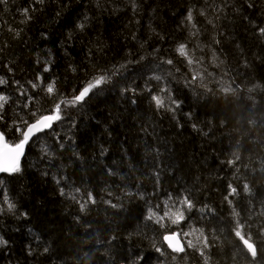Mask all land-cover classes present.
I'll return each instance as SVG.
<instances>
[{"label":"trees","instance_id":"1","mask_svg":"<svg viewBox=\"0 0 264 264\" xmlns=\"http://www.w3.org/2000/svg\"><path fill=\"white\" fill-rule=\"evenodd\" d=\"M261 29L264 0H0V133L62 117L0 174V264H264Z\"/></svg>","mask_w":264,"mask_h":264},{"label":"snow or ice","instance_id":"2","mask_svg":"<svg viewBox=\"0 0 264 264\" xmlns=\"http://www.w3.org/2000/svg\"><path fill=\"white\" fill-rule=\"evenodd\" d=\"M43 2V0H41V3ZM133 9L135 10V4H133ZM28 10L25 9V12H27ZM188 19L191 20L192 19V14L191 12L188 13ZM78 28H80L81 30L84 28V24H78L77 25ZM261 32H264V29L260 30ZM178 51L182 54V55H187V52L185 50V46L184 45H180ZM140 59H143V57H141ZM191 62V61H190ZM129 63H131V61H129ZM168 63H171V61H168ZM127 65L126 64H121L120 68L121 69H126ZM11 70V69H10ZM74 70V69H73ZM49 71V68H45V72ZM117 69L115 67H113V74L115 75L117 73ZM111 79V77H109L106 73L102 74V75H98L93 77V79L91 81H89L85 87L82 88V90L79 92V94L74 95L72 97V99L70 101H61V103L68 105H75L77 103H80L82 101L85 100V97H87L89 95L90 92H93V89L97 88V86L105 83V82H109ZM159 79V78H157ZM6 81L3 78H0V84H5ZM19 83V82H17ZM55 85H56V81L52 80L46 88L47 93L51 94L54 92L55 90ZM32 87H37L36 84H33ZM146 90L147 89V85L145 86ZM75 91V90H74ZM122 91L125 92H132L133 95L136 94V90L134 88H127V89H123ZM22 95L25 94V91L21 92ZM96 94V93H94ZM153 99L156 102L157 107H161L163 105V100L158 97V96H154ZM8 97L6 96H0V102H7ZM133 103H135V101H132ZM3 109V103H0V111H2ZM61 112V105L60 104H56L55 106V111L52 115H43L40 116L38 119L35 120L34 123L28 124V122L26 120H22V123L24 125L23 128L17 126V131L20 133L21 139L19 140V143H16L14 146H8L9 148V154H10V159L12 161V163L8 166V167H0V171H7L9 173H14V172H18L20 171L19 167L17 166V161L19 160V157L23 154V150L26 144H28L29 140L36 134V133H40L45 129H50L52 127L53 122L55 121H59L62 117L60 115ZM32 115H35V113H32ZM3 119V116L0 115V120ZM4 140V134L0 133V141ZM47 149H45L46 151ZM59 182V181H57ZM231 191L234 193L236 191V189H231ZM61 193L63 194V189H61ZM7 199V198H5ZM94 202V201H93ZM183 203H186L188 205V207H191V202L187 200V198H185V200L183 201ZM8 210L11 211L15 205L12 203H8L7 205ZM113 207H115V205H113ZM84 205L81 204V209L83 210ZM152 215H155L154 213ZM166 215H171L173 218V223H177L179 220L183 219V215L182 213H166ZM166 240L169 241L170 246L175 247V245H173L171 242L173 240V236H166L165 237ZM7 242L4 241L2 238H0V244H6ZM179 251H183L182 248L178 249Z\"/></svg>","mask_w":264,"mask_h":264},{"label":"water","instance_id":"3","mask_svg":"<svg viewBox=\"0 0 264 264\" xmlns=\"http://www.w3.org/2000/svg\"><path fill=\"white\" fill-rule=\"evenodd\" d=\"M53 124H54V122H53ZM53 124H52V126H53ZM45 130H47V129H45ZM30 140H29V142H30ZM29 142H28V144H29ZM28 144L25 145L24 150H23V154L19 157V160L16 162L17 163V166L20 165V162H21L24 154L26 153ZM14 145L15 144L8 143L5 140V138H4L3 141H0V167H5L6 168V167H8L12 163V161L10 159V154H9V148H8V146H14ZM1 173H9V172H7V171H0V174ZM166 236H173V240H172L171 243L173 245H175V247L170 246L169 241L165 239ZM166 236L164 237V242L169 247V249H171L172 251L178 252V253H182L184 251V240H183V238L179 234L171 233V234H167ZM247 245H248L249 249L251 250V252L254 253L253 246L251 244H249V243H247ZM180 248H182L183 251H179L178 249H180Z\"/></svg>","mask_w":264,"mask_h":264},{"label":"bare ground","instance_id":"4","mask_svg":"<svg viewBox=\"0 0 264 264\" xmlns=\"http://www.w3.org/2000/svg\"><path fill=\"white\" fill-rule=\"evenodd\" d=\"M7 196H9V195H7Z\"/></svg>","mask_w":264,"mask_h":264}]
</instances>
